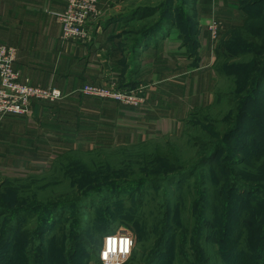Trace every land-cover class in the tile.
Segmentation results:
<instances>
[{"label": "rangeland", "instance_id": "obj_1", "mask_svg": "<svg viewBox=\"0 0 264 264\" xmlns=\"http://www.w3.org/2000/svg\"><path fill=\"white\" fill-rule=\"evenodd\" d=\"M252 1L234 0L239 7ZM260 3L264 5V0ZM172 5L176 22L190 38L192 0H142L133 8L134 16L122 19L117 34L121 44L132 50L145 29L165 19ZM259 34L250 39L242 33L233 49L225 50L224 44L231 46L233 38L224 33L217 47L212 105L188 117L177 136L148 144L152 149L147 153L157 147V153L182 170L163 175L159 183L140 184L152 175L142 170L145 149L109 147L69 152L42 175L0 182V213L7 212L0 214V236L8 222L16 224L9 242L0 247V264L98 261L104 238L119 228L129 231L134 243L131 253L117 264H241L243 228L237 214L241 202L237 203L233 182L243 177L255 183L259 187L246 189L243 197L253 192L264 202V135L252 136L254 121L261 119L264 107V81L253 88L254 77H246L253 59L249 50H255L251 45L260 42ZM251 139L263 145L253 146ZM240 160L244 166H232L226 181L218 179L222 172L212 169L221 162ZM84 164L87 170L82 173L79 168ZM189 172L193 173L173 181ZM260 217L264 219V214ZM24 235L29 243L22 242Z\"/></svg>", "mask_w": 264, "mask_h": 264}, {"label": "crops", "instance_id": "obj_2", "mask_svg": "<svg viewBox=\"0 0 264 264\" xmlns=\"http://www.w3.org/2000/svg\"><path fill=\"white\" fill-rule=\"evenodd\" d=\"M66 1L0 0V44L16 48L13 67L20 79L62 93L53 104L35 101L26 114L0 117V182L42 175L69 152L177 136L188 117L212 105L219 41L247 20L234 0H192L193 48L182 39L172 14L138 52L124 47L117 34L122 19L134 16L142 0H98L85 42L60 39L55 16ZM214 20L221 23L216 33L209 29ZM109 79L118 85L142 83L146 105L130 108L79 91ZM117 232L132 237L129 231Z\"/></svg>", "mask_w": 264, "mask_h": 264}, {"label": "trees", "instance_id": "obj_3", "mask_svg": "<svg viewBox=\"0 0 264 264\" xmlns=\"http://www.w3.org/2000/svg\"><path fill=\"white\" fill-rule=\"evenodd\" d=\"M241 2V0H240ZM245 4V7H241L246 14H247V20L245 25L242 28L234 29L230 32V35L233 39L232 45L225 43V50L233 49V47L237 44L236 42L239 40L238 38L244 34H247L250 39L256 38L257 34H259L258 38H260L259 43L252 44L251 46L255 48V50H249L250 55H253V59L250 61V64L252 66H247L251 72H249L246 77L247 78H253L251 81L253 88L259 87L261 83L264 81V5L260 3V0H254L252 2H243ZM248 7L249 10L247 9ZM252 9V10H251ZM166 11V10H165ZM175 9L173 8V5L167 9V13L165 12L166 16L165 19H159L158 22H156L155 25H152L150 29H145L142 39L138 40L139 42L135 43L133 45V50H137L140 48L141 44L145 41V38L151 37L150 39H155V37L158 36L162 32V27L170 23L172 12H174ZM171 13V15L169 14ZM171 16V17H170ZM181 37L184 39V42H190L192 44L191 48H193V41H192V35L195 33V29L192 30L190 38H186V36L183 34L182 27L177 23ZM140 33V32H139ZM138 33V34H139ZM137 34V35H138ZM191 53L193 54V50H191ZM249 63V62H248ZM237 66V65H236ZM238 68H242L241 66H237ZM257 71V73H256ZM131 86L136 85V82H128L125 83ZM125 84H121L119 86H123ZM261 119L254 121L255 125L252 126V136L257 138L258 136L264 135V107L263 111L261 113ZM158 140V139H157ZM252 145L259 146L263 145L259 140L251 139ZM155 141V140H154ZM148 143L135 145L137 148H144L145 154H142V159H147V162H145V166L142 168L145 169L147 172L146 174H152L149 178H143L139 183H151L156 184L161 181V177L164 175H173L178 171L182 170V167H175L176 163L171 162V158H168V156H162L161 153H157L158 148L154 147L151 153H147L149 150L152 149L151 145H148ZM153 143V142H152ZM131 147V146H130ZM151 148V149H149ZM170 151V154H173L172 150L168 149V152ZM99 154H96L98 156ZM165 155V154H163ZM140 157V156H136ZM154 158V159H153ZM207 161V159L203 160L202 164H204ZM138 166L140 163H136ZM100 166V165H99ZM232 166H244L243 161L239 162H230L227 163H219V165L216 167H212L213 170H215L216 173L222 172L221 177L218 179L226 181L227 179L231 178ZM87 165H81L79 168V171L82 173H85ZM154 167V168H153ZM153 168V169H151ZM180 169V170H179ZM184 169V168H183ZM141 170V171H142ZM157 170V171H156ZM161 171V173L159 172ZM234 171V170H233ZM239 172V170H238ZM193 172H189L187 174H180L179 178L173 179L178 180L180 178H184L186 176L191 175ZM241 174V173H238ZM21 179V178H20ZM242 179V180H241ZM238 182H233L234 188L238 192V194L235 193V198L237 200V203L241 202V205L243 204V208H241L240 204L237 207V214L242 217V228H243V245H242V252L244 253V258L241 262V264H264V219L260 217V213L264 214V202H260L257 198L253 196V192H251L254 188L253 187H259L255 183L250 181H245L243 177H240L238 179ZM242 181V182H239ZM246 182V183H245ZM223 191V186L220 188ZM246 189H250L251 193L247 197L244 196V191ZM217 190V189H215ZM97 193L100 192V187L95 190ZM223 195V194H222ZM239 201V202H238ZM261 211V212H260ZM7 212L2 211V215H5ZM55 225V223H52L49 228H52ZM16 228V224L13 222H8L7 226L5 227V230L3 234L0 236V247L4 246L7 242H9L12 233L14 232ZM43 231H40V234H42ZM108 234V233H105ZM25 240H22V242L29 243V236L24 235ZM28 239V240H26ZM27 254V253H26ZM28 255V254H27ZM169 261H171L169 259Z\"/></svg>", "mask_w": 264, "mask_h": 264}, {"label": "built area", "instance_id": "obj_4", "mask_svg": "<svg viewBox=\"0 0 264 264\" xmlns=\"http://www.w3.org/2000/svg\"><path fill=\"white\" fill-rule=\"evenodd\" d=\"M98 0H67L63 10L55 18L60 25V39L63 41L85 42L89 40V22L98 12ZM221 23L214 20L209 29L216 33ZM17 51L13 46L0 44V117L5 115H23L28 112L31 102L53 104L62 98L57 88L34 86L27 80H21L13 65ZM83 95L104 101H114L130 108H142L146 105L145 86L140 83L134 86H119L112 79L101 84H85L79 90ZM128 236L129 233H113L108 236ZM105 247V239L101 251ZM100 251V253H101ZM125 260L120 256L110 264ZM101 264L104 262L100 259Z\"/></svg>", "mask_w": 264, "mask_h": 264}, {"label": "clouds", "instance_id": "obj_5", "mask_svg": "<svg viewBox=\"0 0 264 264\" xmlns=\"http://www.w3.org/2000/svg\"><path fill=\"white\" fill-rule=\"evenodd\" d=\"M105 247L100 253V259L104 264H110L113 260H118L120 256L127 257L132 250L133 241L128 236H106Z\"/></svg>", "mask_w": 264, "mask_h": 264}]
</instances>
